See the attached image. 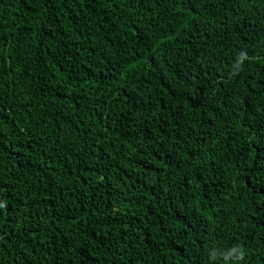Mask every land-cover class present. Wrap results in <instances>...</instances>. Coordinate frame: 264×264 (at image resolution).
<instances>
[{
    "label": "trees",
    "instance_id": "obj_1",
    "mask_svg": "<svg viewBox=\"0 0 264 264\" xmlns=\"http://www.w3.org/2000/svg\"><path fill=\"white\" fill-rule=\"evenodd\" d=\"M0 264H264V0H0Z\"/></svg>",
    "mask_w": 264,
    "mask_h": 264
},
{
    "label": "snow or ice",
    "instance_id": "obj_2",
    "mask_svg": "<svg viewBox=\"0 0 264 264\" xmlns=\"http://www.w3.org/2000/svg\"><path fill=\"white\" fill-rule=\"evenodd\" d=\"M3 205L2 204H0V216H2L3 215Z\"/></svg>",
    "mask_w": 264,
    "mask_h": 264
}]
</instances>
